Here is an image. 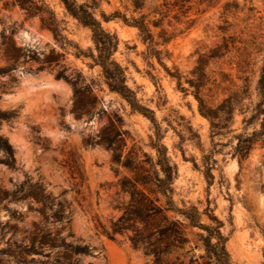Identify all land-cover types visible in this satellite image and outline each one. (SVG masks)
<instances>
[{
  "label": "rangeland",
  "instance_id": "obj_1",
  "mask_svg": "<svg viewBox=\"0 0 264 264\" xmlns=\"http://www.w3.org/2000/svg\"><path fill=\"white\" fill-rule=\"evenodd\" d=\"M76 1L95 4L94 17L117 39L112 59L124 69L127 87L152 111L159 129L107 88L95 62L91 30L80 26L59 0H45L59 22L57 39L38 17L26 16L13 0H0V112H16L0 121V135L12 146L15 159L9 168L0 151V264H23L15 259L17 248L29 244L35 228L86 246L90 253L78 258L80 264H154L151 254L131 245V231L113 239L104 232L111 231V223L128 206L132 185L164 205L159 195L135 184L159 170L157 150L175 166L171 187L176 207H195L202 225L218 228L231 264H264V146L258 143L240 163L234 151L239 136L260 129V121L251 126V109L260 99L264 0H193L186 17L174 9L162 28L176 36L158 46L168 53L160 60L148 57L137 29L119 18L106 22L100 14L158 19L151 11L161 0H146L139 13L131 0ZM227 3L231 7L225 12ZM150 30L154 43L161 44L159 29L150 25ZM225 42L227 51L208 63L209 82L201 96L212 109L234 92L239 98L233 119L215 121L217 128L211 129L185 78H190L199 54ZM12 43L30 58H20L15 69L1 73L10 65L5 53ZM48 60H53L50 66ZM41 65L44 69L38 70ZM59 71L65 79L57 78ZM175 72L187 93L169 76ZM245 88L247 94L241 95ZM123 182L129 185L123 187ZM35 185L50 203L42 206L28 196ZM147 188L154 190L151 184ZM59 203L63 218L58 222L52 214ZM166 215L182 223L188 242L163 256L160 264H217L200 240L206 231L191 227L180 214ZM62 252L43 248L48 257L25 258L33 260L30 264H51Z\"/></svg>",
  "mask_w": 264,
  "mask_h": 264
},
{
  "label": "trees",
  "instance_id": "obj_2",
  "mask_svg": "<svg viewBox=\"0 0 264 264\" xmlns=\"http://www.w3.org/2000/svg\"><path fill=\"white\" fill-rule=\"evenodd\" d=\"M63 5L65 11L76 20V22L83 28H88L92 32V38L96 47L97 56L95 62L100 66L102 76L104 78L107 88L116 93L120 98L125 100L130 108L145 117H148L154 124L158 131V126L154 120L153 113L146 107L141 106L135 98L134 93L126 85V77L124 69L112 59V54L117 48V39L115 35L106 32L102 29L100 22L94 17L95 4L88 6L87 4H78L76 0H59ZM158 1V0H157ZM193 0H161L160 4L154 6L151 14L158 16V19L147 20V16L140 15L139 17H132L130 20L124 16L112 15L105 17L103 13L100 14L101 18L108 22L110 19L119 18L128 27L135 28L138 31L142 41L147 44L146 50L148 57H156L160 60L161 55L167 56L166 50L157 49L159 45L167 44L176 35L173 32H168L162 28V23L169 13L174 9L178 11L179 17H186L187 12L191 8ZM202 3L212 4L217 0H199ZM13 4L18 6L28 17H38L41 25L49 30L57 39L60 38L59 22L55 14L46 4L45 0H13ZM134 12L143 10L146 0H131ZM231 4L227 3L224 6V11L228 12ZM178 16L174 17L175 19ZM179 20V18H178ZM191 23L192 21L189 20ZM150 25L159 29L157 38L161 44L154 43V36L150 30ZM227 51L226 42L222 46H215L210 49L207 54H199L196 64L189 72L190 78H185L188 87L193 91L195 101L199 114L209 121L211 129L217 128L215 121H231L233 119L234 105L239 98V93L234 92L231 96L222 101L215 109L207 106L206 102L201 96V91L208 84L209 78L205 72L210 60L219 59L223 52ZM21 48L16 47L13 43L10 45V50H7L5 55L10 65L6 69H1V73L9 72L17 67L23 58L26 62L30 58V53ZM53 60H48L46 63L50 66ZM22 62V63H23ZM44 69L41 65L38 70ZM169 76L176 80L177 87L184 93L189 90L181 86V75L178 72L169 74ZM224 76V74H223ZM57 78H63L62 71L57 73ZM257 92L259 94V102L251 109V126L255 122L260 121V129L256 130L254 127L251 135L239 136L235 146V154L238 162L247 158L250 151L254 146L260 143L264 146V58L260 68V75L257 82ZM241 95L247 94L245 88ZM16 115V112H0V121H8ZM224 118L222 119L223 116ZM263 117L259 120V117ZM0 151L4 155V163L9 168H14V150L8 141L0 135ZM157 165L158 171L153 175L138 178L135 184L139 183L149 193L159 195L164 200V205H159V198L156 196L151 199L143 191L137 189L134 185L129 187L130 201L128 206L124 209L123 214L111 223V231L104 232L108 238L113 239L116 234H123L127 231L132 232L129 241L134 248H142L145 253L151 254L154 258V264H160L161 258L166 256L172 250L180 249L188 241L183 231V225L178 220L170 219L166 213L171 212L182 215L191 227H198L207 232V236H200V240L205 250V254L214 259L217 264H231L228 253L225 250V238L220 234L218 228L204 226L200 223V214L195 207L189 209H179L176 207L172 199V182L176 173L175 166L171 165L165 154L157 150ZM129 185V182H123V187ZM151 184L154 190H149L147 187ZM32 191L28 196L32 197L36 202L42 206L50 203V197L43 194V190L35 185L31 187ZM62 205L58 204V210L52 214L55 221H61L63 218ZM140 226V227H139ZM214 240V242H212ZM29 244L24 247H18L17 257L18 263L30 264L26 260L27 255H44L43 248L54 249L56 247L62 249L61 256L53 259L51 264H80L78 258L83 255H89V250L86 246L72 245L65 243L63 240L58 239L57 234H52L35 228L29 236ZM264 257V252H263Z\"/></svg>",
  "mask_w": 264,
  "mask_h": 264
},
{
  "label": "bare ground",
  "instance_id": "obj_3",
  "mask_svg": "<svg viewBox=\"0 0 264 264\" xmlns=\"http://www.w3.org/2000/svg\"><path fill=\"white\" fill-rule=\"evenodd\" d=\"M52 85H55V84H53V83H49V86H52Z\"/></svg>",
  "mask_w": 264,
  "mask_h": 264
}]
</instances>
